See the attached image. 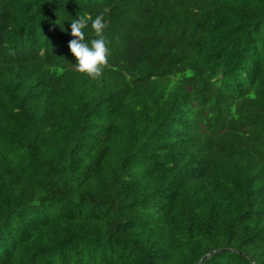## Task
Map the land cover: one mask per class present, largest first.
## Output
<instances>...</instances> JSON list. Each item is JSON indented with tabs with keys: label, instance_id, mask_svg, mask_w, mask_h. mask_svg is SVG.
I'll use <instances>...</instances> for the list:
<instances>
[{
	"label": "trees",
	"instance_id": "obj_1",
	"mask_svg": "<svg viewBox=\"0 0 264 264\" xmlns=\"http://www.w3.org/2000/svg\"><path fill=\"white\" fill-rule=\"evenodd\" d=\"M0 264H264V0H0Z\"/></svg>",
	"mask_w": 264,
	"mask_h": 264
},
{
	"label": "clouds",
	"instance_id": "obj_2",
	"mask_svg": "<svg viewBox=\"0 0 264 264\" xmlns=\"http://www.w3.org/2000/svg\"><path fill=\"white\" fill-rule=\"evenodd\" d=\"M69 20H71L70 31L74 38L68 42V48L75 58L76 70L90 78L99 77L108 53L104 36L106 25L100 16L92 19L90 28L95 38L85 41L82 30L88 24V18L76 16Z\"/></svg>",
	"mask_w": 264,
	"mask_h": 264
}]
</instances>
